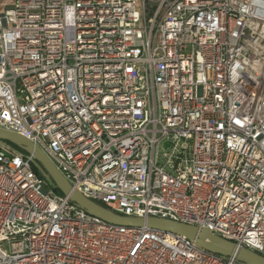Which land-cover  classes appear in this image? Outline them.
Returning <instances> with one entry per match:
<instances>
[{
  "label": "built area",
  "instance_id": "built-area-1",
  "mask_svg": "<svg viewBox=\"0 0 264 264\" xmlns=\"http://www.w3.org/2000/svg\"><path fill=\"white\" fill-rule=\"evenodd\" d=\"M0 129L118 215L264 257V0H0ZM35 161L0 141V264H242L90 216Z\"/></svg>",
  "mask_w": 264,
  "mask_h": 264
},
{
  "label": "water",
  "instance_id": "water-1",
  "mask_svg": "<svg viewBox=\"0 0 264 264\" xmlns=\"http://www.w3.org/2000/svg\"><path fill=\"white\" fill-rule=\"evenodd\" d=\"M0 141L7 142L19 148L26 154L32 156L40 163L46 174L53 181L55 187L77 208L83 210L88 215L98 218L106 223L124 226L133 229L146 227L151 230L171 232L196 242L197 246L209 252L223 257L235 258L242 264H264V257L238 246L232 242L224 240L212 234L208 229H200L178 222L161 218H130L118 215L106 207L92 200L85 198L77 191H73L72 186L59 172L49 157L34 143L22 135L0 129ZM167 147V145H166Z\"/></svg>",
  "mask_w": 264,
  "mask_h": 264
},
{
  "label": "rangeland",
  "instance_id": "rangeland-1",
  "mask_svg": "<svg viewBox=\"0 0 264 264\" xmlns=\"http://www.w3.org/2000/svg\"><path fill=\"white\" fill-rule=\"evenodd\" d=\"M140 10H141V8H140ZM3 143L6 144L7 146L11 147V148H15V146H13V145L10 144V143H7V142H5V141H3ZM169 153L171 154L170 151H169ZM159 155L161 156V158H163V152H160ZM35 164H36V165H35L36 169H38L39 171H40V169H41L42 172L44 173V175L46 176V180H47L49 186H53V185H54L53 181H52V180L49 178V176L46 174V172H45V170L43 169L42 165H41L40 163H38L37 161H35Z\"/></svg>",
  "mask_w": 264,
  "mask_h": 264
},
{
  "label": "trees",
  "instance_id": "trees-1",
  "mask_svg": "<svg viewBox=\"0 0 264 264\" xmlns=\"http://www.w3.org/2000/svg\"><path fill=\"white\" fill-rule=\"evenodd\" d=\"M14 149H16L17 151L21 152V153H25L22 150H20L19 148L15 147ZM55 192L59 195H63L57 188H55Z\"/></svg>",
  "mask_w": 264,
  "mask_h": 264
}]
</instances>
